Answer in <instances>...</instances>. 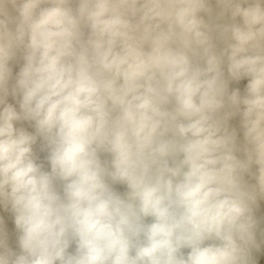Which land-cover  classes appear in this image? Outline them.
Returning <instances> with one entry per match:
<instances>
[{
    "label": "clouds",
    "instance_id": "clouds-1",
    "mask_svg": "<svg viewBox=\"0 0 264 264\" xmlns=\"http://www.w3.org/2000/svg\"><path fill=\"white\" fill-rule=\"evenodd\" d=\"M258 195L264 0H0V264H257Z\"/></svg>",
    "mask_w": 264,
    "mask_h": 264
},
{
    "label": "trees",
    "instance_id": "trees-1",
    "mask_svg": "<svg viewBox=\"0 0 264 264\" xmlns=\"http://www.w3.org/2000/svg\"><path fill=\"white\" fill-rule=\"evenodd\" d=\"M246 83H247V81H242V82H240L239 85L233 84L232 86L236 85L237 87H240L241 89H243V87L246 85ZM233 123H235L234 126H238V121L237 120H235V122H233ZM254 171H256V169H254ZM116 187H117V190H119L121 192L126 191V188L124 186H122V185H117ZM261 211H263V209L261 207L255 205L254 214H255L256 221H257L256 237L259 238V240H261V239L263 240L264 239V215H262V216H260L261 214L259 215V213H261ZM151 222H152L151 218H148L146 220V223H151ZM12 223H13V221H12ZM75 247H76L75 244H73L70 247L69 251L74 253L75 252ZM184 250L186 251V254L189 251L188 249H184ZM257 254L259 256L262 255V258L264 257L263 256V254H264L263 251L259 250Z\"/></svg>",
    "mask_w": 264,
    "mask_h": 264
},
{
    "label": "crops",
    "instance_id": "crops-1",
    "mask_svg": "<svg viewBox=\"0 0 264 264\" xmlns=\"http://www.w3.org/2000/svg\"><path fill=\"white\" fill-rule=\"evenodd\" d=\"M256 183H257V182H256ZM258 198L260 199V202L262 201V203H264V196H259V195H258ZM257 206L260 207L261 204H258ZM256 238H257V237H256ZM257 242H258V244H260V248H259V250L264 252V239H263V240H262V239L259 240V238H257ZM259 250H255V249H254V251H253L254 258H255L257 264H264V257L262 258V255L259 256V255L257 254ZM263 256H264V254H263Z\"/></svg>",
    "mask_w": 264,
    "mask_h": 264
},
{
    "label": "rangeland",
    "instance_id": "rangeland-1",
    "mask_svg": "<svg viewBox=\"0 0 264 264\" xmlns=\"http://www.w3.org/2000/svg\"><path fill=\"white\" fill-rule=\"evenodd\" d=\"M233 87H237L236 85L235 86H233ZM233 121H235V120H233ZM233 125L235 124V123H232ZM251 177H248V179H250ZM5 215V214H4ZM13 221V220H12ZM12 221H11V228H12V230L11 231H9V229H10V226H9V224L6 222V224H7V228H8V231H9V234L12 236L14 233H15V225H14V222L12 223ZM13 237V236H12ZM10 241L13 243V246H14V241H15V238L13 237V239L12 238H10ZM184 251V253H186L185 252V250H183Z\"/></svg>",
    "mask_w": 264,
    "mask_h": 264
},
{
    "label": "flooded vegetation",
    "instance_id": "flooded-vegetation-1",
    "mask_svg": "<svg viewBox=\"0 0 264 264\" xmlns=\"http://www.w3.org/2000/svg\"><path fill=\"white\" fill-rule=\"evenodd\" d=\"M235 122V121H232V123ZM257 171V170H256ZM262 203V201L260 202ZM264 208V207H263ZM261 214V215H260ZM260 216L264 215V212L263 213H259ZM186 252V251H185ZM186 254V253H185Z\"/></svg>",
    "mask_w": 264,
    "mask_h": 264
}]
</instances>
